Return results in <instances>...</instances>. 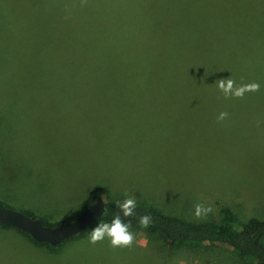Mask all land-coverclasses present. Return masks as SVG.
I'll use <instances>...</instances> for the list:
<instances>
[{
    "label": "rangeland",
    "instance_id": "rangeland-1",
    "mask_svg": "<svg viewBox=\"0 0 264 264\" xmlns=\"http://www.w3.org/2000/svg\"><path fill=\"white\" fill-rule=\"evenodd\" d=\"M239 7L246 13L245 0H0V204L56 226L103 187L105 202L131 197L184 219L217 218L223 206L242 219L264 218V128H145L143 115L130 112L141 127L121 128L117 110L108 114V128H54L53 120L52 66H68L64 36L71 37L67 26L48 32L55 20L82 15L111 22L126 49L137 48L136 56L124 48L104 52L95 43V57L107 65L100 76L120 75L126 67L137 71L135 81L187 85L205 59L236 80L253 71L226 65L230 53L251 43L228 27L229 19L241 17ZM84 40L79 48L86 49ZM54 48L64 57L56 60ZM260 56L255 74L264 79ZM229 106L235 112L233 101ZM196 204L213 211L197 219ZM91 230L54 250L0 226V264H251L219 243L170 249L138 227L130 228L136 236L131 248H112L107 239L92 245Z\"/></svg>",
    "mask_w": 264,
    "mask_h": 264
},
{
    "label": "trees",
    "instance_id": "trees-1",
    "mask_svg": "<svg viewBox=\"0 0 264 264\" xmlns=\"http://www.w3.org/2000/svg\"><path fill=\"white\" fill-rule=\"evenodd\" d=\"M245 5L246 13L240 7L234 9L241 17L229 19L228 27L234 30L233 35L248 37L251 43L230 53L226 57V65L231 62L252 66V72L242 70L245 74L242 80L232 79L237 84L257 82L260 84V90L247 93L242 99H226L223 96L217 88L216 80L229 77V73L220 67L208 65L206 59L196 68L195 74L193 72L190 75L191 81L187 85L174 80H160L162 82L157 83L151 79L142 80L140 77V81H135L134 74L137 71L134 70V73L131 71V75L126 67L120 75L100 76L101 69L105 71L107 65L102 64L100 56L95 57L97 54L95 43L99 42L104 52L113 49L118 53L120 48H124L125 54L130 52L136 56L137 48L129 46L126 49L124 41L117 36V33H123L117 31V26L111 22L105 24L102 19H83L81 14L82 18L70 16L55 20L54 25L50 24L48 32L63 31L67 26L71 37L69 38L68 33L64 36L65 47L68 50V66H58L57 62L52 66L54 128H108L111 125L108 114L113 110L123 113L121 128L141 127V122L132 118L129 112L141 113L145 126L147 125L145 128H264V98L261 97L264 95V79L255 74L256 66L261 64L260 55H264V6L261 0H245ZM127 11H121V15ZM82 39H85L86 49L78 47V42ZM53 52L56 60L58 57H64L65 51L54 48ZM90 61L97 62L89 65ZM260 98L263 100L262 103L259 102ZM232 101L236 108L235 112L229 109ZM259 104H262L263 108ZM99 109L107 112L104 114L97 112ZM223 111H227L229 116L224 121H218L217 117ZM124 112L127 113L128 119ZM251 117L255 118V124L250 123ZM106 192L103 187L91 190L83 202L81 211L94 202L96 196H103ZM136 202V215L133 217H123L115 201L106 202V209L101 217L84 231L65 239L56 247L36 242L30 235L23 233L34 242L46 244L56 250L62 247L64 242L83 237L93 226L100 222L110 223L115 215L120 214L122 220L131 223V227L145 230L149 237L161 238L170 249L197 250L205 245L219 243L229 247L234 253L241 254L239 258L243 261L264 264V218L242 219L223 206L219 208L217 218L184 219L167 214L144 201ZM25 213L37 218L32 213ZM79 213L69 220L76 218ZM145 214L152 217V224L148 228H143L139 224V218ZM0 226L10 227L1 224Z\"/></svg>",
    "mask_w": 264,
    "mask_h": 264
},
{
    "label": "clouds",
    "instance_id": "clouds-1",
    "mask_svg": "<svg viewBox=\"0 0 264 264\" xmlns=\"http://www.w3.org/2000/svg\"><path fill=\"white\" fill-rule=\"evenodd\" d=\"M87 0H81V3H86ZM216 85L223 96L228 98H243L247 93L258 92L260 84L250 82L245 84H237L231 77L220 78L216 80ZM229 116L227 111L220 112L217 120L224 121ZM105 202V201H104ZM106 203V202H105ZM117 208L123 217H133L136 215L137 202L134 198H126L123 201H115ZM212 207L196 204L194 206V215L197 219L206 217L212 212ZM139 224L143 228H148L152 224V217L145 214L139 218ZM131 223L122 220L121 215L117 214L111 222L98 223L90 233L89 243L95 245L107 239L112 248H131L136 240L135 234L130 231Z\"/></svg>",
    "mask_w": 264,
    "mask_h": 264
},
{
    "label": "water",
    "instance_id": "water-1",
    "mask_svg": "<svg viewBox=\"0 0 264 264\" xmlns=\"http://www.w3.org/2000/svg\"><path fill=\"white\" fill-rule=\"evenodd\" d=\"M105 202L101 195L85 207L76 218L56 226H47L38 218L25 212L4 207L0 204V224L17 228L30 235L36 242L48 243L56 247L62 241L84 231L92 222L105 212Z\"/></svg>",
    "mask_w": 264,
    "mask_h": 264
}]
</instances>
